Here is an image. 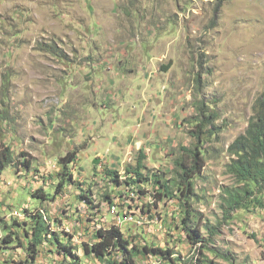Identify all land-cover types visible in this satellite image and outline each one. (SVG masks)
<instances>
[{"label":"rangeland","instance_id":"rangeland-1","mask_svg":"<svg viewBox=\"0 0 264 264\" xmlns=\"http://www.w3.org/2000/svg\"><path fill=\"white\" fill-rule=\"evenodd\" d=\"M260 97L264 0H0V149L10 146L15 157L0 170V241L5 225L17 234L1 245L0 264H106L82 246L92 241L93 228L114 224L106 192L115 193L113 203L125 195L141 202L135 210L145 212L142 226L120 228L144 235L151 246H170L189 262L194 255L205 264H264V189L262 206L227 212L223 204L224 188L242 185L228 171V147L246 130ZM199 130L206 165L193 179L191 225L204 240L207 222L219 230L202 253L200 243L192 251L177 230L179 192L157 200L152 179L135 185L144 194L128 185L119 194L105 170L125 180L143 150V173L172 179L177 160L192 161L187 149H194ZM72 151L73 178L91 187L100 210L80 201L74 184L55 199L31 194L55 193L60 159ZM23 207L50 217L63 242L71 236L75 257L45 240L33 262L23 231L29 225L15 221L30 222ZM65 226L83 236L67 235Z\"/></svg>","mask_w":264,"mask_h":264},{"label":"trees","instance_id":"trees-1","mask_svg":"<svg viewBox=\"0 0 264 264\" xmlns=\"http://www.w3.org/2000/svg\"><path fill=\"white\" fill-rule=\"evenodd\" d=\"M168 67L169 66H166L165 69H168ZM200 133V130L196 133L198 142L194 149H187L190 152L192 161L188 164L183 159L177 160L176 177L172 179L163 180L159 173H152L150 176H146L143 173L145 169L144 160L146 159L143 150L139 152L136 165L127 168L126 173L128 178L125 180H121V175L117 170L107 168L105 170L106 174L111 177V181L115 183L119 194L122 192L121 189L125 185L130 186V190H135L133 186L139 182L144 183L152 179L153 182L159 186L155 196L157 200H162L164 196L175 199L174 197H177L175 192H179V197L177 199L180 202L182 219L181 225L177 226V230H180L182 235L186 234L192 251L194 245L200 243L196 252L201 251L202 253L205 242H210V239L218 234L219 230L218 226L211 225L207 222L206 228L208 229L209 237H207V240H204L200 228H193L191 225L193 216L191 200L195 195V183L193 179L197 174L203 171L206 165L203 153L200 149V143L202 144ZM228 149L233 155L227 166L228 171L233 175L236 182L242 185L233 188H224L223 193L225 198H223V204L226 206L227 212L240 208L250 209L251 206L256 205V203L262 206L263 197L258 196V194L264 189V97L258 98L254 106V114L249 119L246 130L234 139ZM76 153L77 151L68 152L65 156L61 157L59 162L60 169L55 173L59 176V180L56 184L54 194L46 193L44 188H38L35 192H31L32 196L42 201L55 199L57 195L63 192L66 185L74 184L75 186L78 185L77 187L80 189L78 199L80 201H85L87 205L91 204L92 207L99 209L100 202H98V204L95 203L97 199L91 187L84 189L82 184L73 178L70 164L75 160ZM14 163L15 157L10 146L3 145L0 149V170H4ZM22 164L26 167L31 166L30 162L26 159H23ZM175 187H177V190H175ZM137 189L138 190L135 191L132 190L135 195L137 193H145L140 185ZM49 195H51V198ZM115 196V193L110 194L106 192L104 194L105 201L111 203H113L112 199ZM23 211L27 216L26 218L30 219V222L15 221L18 222V226L24 223L29 225L23 227V231L27 239L26 242H29L28 255L32 258L33 262L38 256L40 246L45 240H48L52 245L57 247L59 253L75 255L73 251V246L75 248V245L72 242L71 236H68L69 238L67 237V242H63L59 234L52 230L50 217L49 221L46 220L45 215L39 208L32 210L28 207H23ZM224 212L226 213V210ZM87 219L91 220L92 217H88ZM4 228L6 234L0 241V247L3 244L12 243L16 239L15 235H17L8 228V225H5V227L3 226V229ZM67 235L71 234L67 233ZM82 246L85 255L93 256L106 264H139L137 262L139 258H143L144 263L152 258H157L159 261L162 260L161 264H164V261H166L167 264H205V262H201L199 258L197 259V256L195 258L194 255H192L193 258L190 262L187 261V258L184 259L182 255L170 246L165 248L151 246L144 235H135L133 233L126 234L122 228L115 223L98 228L97 232L92 235V241H84L82 242Z\"/></svg>","mask_w":264,"mask_h":264},{"label":"built area","instance_id":"built-area-1","mask_svg":"<svg viewBox=\"0 0 264 264\" xmlns=\"http://www.w3.org/2000/svg\"><path fill=\"white\" fill-rule=\"evenodd\" d=\"M53 167L56 169L57 168L56 164L53 163ZM148 201L149 203H153V198H150L149 196ZM135 203H141V202L136 201L133 195L117 196V201H115V203H107L106 210L113 217V218L111 217L113 221L112 223H120L122 226L126 223H133L138 226H142V220H146L145 212H136ZM12 212L14 215L17 216L23 215V212L20 211L19 209H13ZM99 220H101L100 217ZM153 223H157V222L156 221L150 222V227L148 228V230H150L151 232L154 231L152 229V227L154 228V226H152ZM64 229L66 233L70 232L74 238L83 236V234L79 232L76 235L73 234L72 230H70L67 226H65ZM93 231L95 233L96 228H93ZM195 248L196 245H194L193 249ZM156 264H161V261Z\"/></svg>","mask_w":264,"mask_h":264},{"label":"bare ground","instance_id":"bare-ground-1","mask_svg":"<svg viewBox=\"0 0 264 264\" xmlns=\"http://www.w3.org/2000/svg\"><path fill=\"white\" fill-rule=\"evenodd\" d=\"M130 190V189H129ZM131 192V191H130ZM116 225L120 226L121 224L120 223H115ZM192 254V253H191ZM155 262H158V261H155Z\"/></svg>","mask_w":264,"mask_h":264}]
</instances>
